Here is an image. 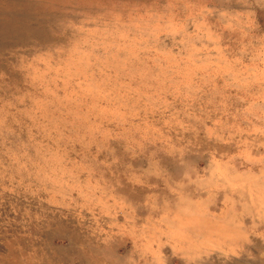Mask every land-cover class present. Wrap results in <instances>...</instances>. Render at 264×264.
<instances>
[{
    "label": "rangeland",
    "instance_id": "obj_1",
    "mask_svg": "<svg viewBox=\"0 0 264 264\" xmlns=\"http://www.w3.org/2000/svg\"><path fill=\"white\" fill-rule=\"evenodd\" d=\"M263 107L264 0H0V264H264L175 225L264 187Z\"/></svg>",
    "mask_w": 264,
    "mask_h": 264
},
{
    "label": "crops",
    "instance_id": "obj_2",
    "mask_svg": "<svg viewBox=\"0 0 264 264\" xmlns=\"http://www.w3.org/2000/svg\"><path fill=\"white\" fill-rule=\"evenodd\" d=\"M220 166H222V165H220ZM220 170H223V169H219V172H221ZM241 170H238L237 172L240 174V173H242ZM249 170H250V173H249L250 175L249 176L244 175L246 178V181L242 182L243 184H237L238 182H235V181H234L235 182L234 183V182H232V180L229 181V179L232 177L231 173H230L231 176L230 175L227 176V174H225L226 171L225 172L222 171V173L219 174L222 176L220 178L222 180V184L219 182L217 184V186L215 185L214 187H206V188L204 187L201 189L198 188V190H201V193L196 192L195 195L197 196L198 194H200V195L202 194V196H204V197L207 194H209L210 192H212V191L214 192V191L218 190L221 193V195L225 197V200L223 203L224 207L222 205H220L219 208L214 209V205H211L207 202H202V201H200L199 203H195L193 205H190V212L187 210L184 213V216L181 215V217L179 219H177V221H175V225L179 226V228L176 227V230L181 229V231H182V229H185V231H186L185 235L187 237L196 238V239H198L200 237L199 239L203 240V242H205V241L208 242L209 239H213V237L214 238L215 237L216 238L223 237L224 235H227L230 232H232V226L236 222H243L245 220L246 221H255V220L259 221L260 219L263 220L264 219V203H263L264 202V189H263L264 187H262V185H259V184H262L260 182V179L258 178V174H257L259 169L256 166V167H251ZM257 178L259 181L257 180ZM225 184H227V185H225ZM257 187H259V188H257ZM202 189H205V191H203ZM222 200H223V198L218 199V201L220 203L222 202ZM243 202L248 204L247 207H251V208H249L250 210L253 207V210H252L250 215L249 214H241V210L245 207L243 205ZM249 202H250V204H249ZM206 211H208V212H206ZM230 211H233V212L231 213ZM200 213H202V214H200ZM191 214H193V215H191ZM219 215H220V217H219ZM244 215H245V217H244ZM200 217H201V219H200ZM209 218H210V220H209ZM219 218H222V219H219ZM229 221H230V223H229ZM186 223H188V224H186ZM227 225H229V226H227ZM185 226H186V228H185ZM234 227H235V225H234ZM201 229H202V232H200ZM205 229L207 231H205Z\"/></svg>",
    "mask_w": 264,
    "mask_h": 264
},
{
    "label": "bare ground",
    "instance_id": "obj_3",
    "mask_svg": "<svg viewBox=\"0 0 264 264\" xmlns=\"http://www.w3.org/2000/svg\"><path fill=\"white\" fill-rule=\"evenodd\" d=\"M229 34V33H228ZM228 34H226V35H228ZM237 40V39H236ZM242 42V41H241ZM234 44H236V43H234ZM246 48V47H245ZM249 49V48H248ZM242 50V49H241ZM247 50V49H246ZM246 50H244V51H246ZM241 89V88H240ZM239 90V89H238ZM243 91V90H242ZM256 91V90H255ZM262 94V93H261ZM259 95V94H258ZM258 95H256V96H258ZM232 96V95H231ZM224 97V96H223ZM229 97V96H228ZM226 98H227V96H226ZM239 99V98H238ZM233 100H234V98H233ZM225 102V101H224ZM226 103V102H225ZM234 104V103H233ZM232 104V105H233ZM231 105V106H232ZM235 105V104H234ZM261 107V106H260ZM264 108V107H263ZM263 110V109H262ZM254 111H256V109L254 110ZM260 112V111H259ZM262 112V111H261ZM225 113V112H224ZM260 119V118H259ZM245 122V121H244ZM232 126H234V125H232ZM223 141H224V139H223ZM231 143H232V141H231ZM239 146H240V144H239ZM190 155V154H189ZM188 155V156H189ZM183 158V157H182ZM186 158V157H185ZM190 158V157H189ZM262 159V158H261ZM187 160V159H186ZM189 161V160H188ZM264 164V163H263ZM187 168V167H186ZM196 170V169H195ZM118 171V170H117ZM225 171H228V169H227V167H225ZM137 173V172H136ZM261 172H259V174H260ZM231 175H232V177H235V179H234V181L235 182H238L237 184H243L242 182H244V181H246V178H245V176L242 174H239L238 172H237V170H232L231 171ZM194 176V175H193ZM247 176V175H246ZM249 176V175H248ZM180 177V176H179ZM256 177V176H255ZM130 178V177H129ZM132 178V177H131ZM194 178V177H193ZM196 178V177H195ZM195 178H194V180H195ZM205 178V177H204ZM258 178H260V177H258ZM119 179V178H118ZM122 179V178H121ZM126 179V178H125ZM128 179V178H127ZM182 180V179H181ZM197 180V179H196ZM253 180V179H252ZM199 181H201V180H199ZM133 182V181H132ZM182 182V181H181ZM234 182V183H235ZM196 183V182H195ZM231 183V182H230ZM169 184H171V183H169ZM181 184V183H180ZM256 184V183H255ZM117 185V184H116ZM130 185H131V183H130ZM133 185H134V183H133ZM202 185V184H201ZM225 185H227V184H225ZM252 185V184H251ZM259 185H261V184H259ZM136 186V185H135ZM181 186V185H180ZM212 186H215V185H212ZM217 186V185H216ZM258 186V185H257ZM137 187V186H136ZM168 187V186H167ZM179 187V186H178ZM211 187V186H210ZM254 187V186H253ZM192 188V187H191ZM226 188V187H225ZM257 188H259V187H257ZM196 189V188H195ZM264 189V188H263ZM203 190V189H202ZM209 190V189H208ZM172 191H174V190H172ZM203 191H205V189L203 190ZM212 191V190H211ZM236 191V190H235ZM213 192V191H212ZM219 193V192H218ZM195 194V193H194ZM199 195V194H198ZM236 195V194H235ZM201 196H202V194H201ZM228 196V195H227ZM244 196V195H243ZM197 197V196H196ZM203 197V196H202ZM208 197V196H207ZM193 198V197H192ZM183 199V198H182ZM186 199H188V198H186ZM184 200V199H183ZM259 200V199H258ZM192 201V200H191ZM198 202V201H197ZM240 202V201H239ZM196 203V202H195ZM199 203V202H198ZM262 203V202H261ZM264 203V202H263ZM209 204H210V202H209ZM237 204V203H236ZM228 206V205H227ZM250 206V205H249ZM215 207V206H214ZM212 208V207H211ZM209 209V208H208ZM215 209V208H214ZM228 209V208H227ZM201 210V209H200ZM207 210V209H206ZM210 210V209H209ZM213 211V210H212ZM251 211H252V209H251ZM250 211V212H251ZM148 212V211H147ZM200 212V211H199ZM206 212H208V211H206ZM245 212V211H244ZM248 212V211H247ZM260 212V211H259ZM199 214V213H198ZM200 214H202V213H200ZM244 214V213H243ZM255 214V213H254ZM153 215V214H152ZM191 215H193V214H191ZM204 215V214H203ZM253 215V214H252ZM149 216V215H148ZM151 216V215H150ZM197 216V215H196ZM215 216V215H214ZM231 216V215H230ZM237 216V215H236ZM256 216V215H255ZM158 217V216H157ZM219 217H220V215H219ZM244 217H245V215H244ZM156 218V217H155ZM229 218V217H228ZM243 218V217H242ZM200 219H201V217H200ZM204 219V218H203ZM219 219H222V218H219ZM245 219V218H244ZM156 219H154V221H155ZM209 220H210V218H209ZM228 220V219H227ZM186 221V220H185ZM194 221V220H193ZM246 221V220H245ZM245 221H243L245 224H246V222ZM256 221V220H255ZM196 222V221H195ZM207 222V221H206ZM242 222V223H243ZM192 223V222H191ZM197 223V222H196ZM221 223V222H220ZM229 223H230V221H229ZM195 224V223H194ZM222 224V223H221ZM225 224V223H224ZM244 224V225H245ZM191 225V224H190ZM199 225V224H198ZM206 225V224H205ZM257 225V224H256ZM189 226V225H188ZM227 226H229V225H227ZM255 226V225H254ZM258 226L260 227V225L258 224ZM205 227V226H204ZM244 227V226H243ZM155 228H157V227H155ZM185 228H186V226H185ZM241 228V227H240ZM257 228V227H256ZM262 228V227H261ZM191 229V228H190ZM195 229V228H194ZM243 229V228H242ZM160 230V229H159ZM158 230V231H159ZM189 230V229H188ZM244 230V229H243ZM250 230V229H249ZM181 231V230H180ZM179 231V232H180ZM183 231V230H182ZM205 231H207L206 229H205ZM232 231H234V230H232ZM257 231H258V229H257ZM189 232V231H188ZM200 232H202V229H201V231ZM238 232H240L239 230H238ZM245 232V231H244ZM234 233H235V231H234ZM237 233V232H236ZM242 233V232H241ZM196 234V233H195ZM244 234V233H243ZM194 235V234H193ZM201 235V234H200ZM158 236V235H157ZM186 236V235H185ZM250 236V235H249ZM210 237V236H209ZM155 238V237H154ZM200 238V237H199ZM198 238V239H199ZM213 239H214V237H213ZM154 240V239H153ZM160 240H162V239H160ZM155 241V240H154ZM198 241H201L200 239L198 240ZM212 241V240H211ZM216 241V240H215ZM259 243V242H258ZM257 244V243H256ZM222 245V244H221ZM261 246V245H260ZM225 247V246H224ZM223 248V247H222ZM239 248V247H238ZM261 248V247H260ZM240 249V248H239ZM238 249V250H239ZM241 250V249H240ZM261 250V249H260ZM245 251V250H244ZM235 252H236V250H235ZM144 256V255H143ZM142 259V258H141ZM146 261V260H145ZM215 262V261H214Z\"/></svg>",
    "mask_w": 264,
    "mask_h": 264
}]
</instances>
